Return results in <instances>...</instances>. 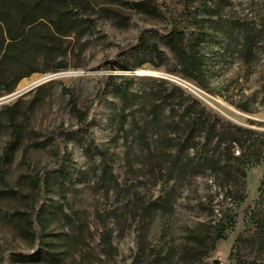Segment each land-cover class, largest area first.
I'll list each match as a JSON object with an SVG mask.
<instances>
[{"label": "rangeland", "instance_id": "rangeland-1", "mask_svg": "<svg viewBox=\"0 0 264 264\" xmlns=\"http://www.w3.org/2000/svg\"><path fill=\"white\" fill-rule=\"evenodd\" d=\"M89 1L83 36H71L62 43L64 55L38 64L48 71L0 92V264H264V160L247 168L240 188H219L205 177L172 188L138 169L136 159L129 167L121 141L113 142L114 89L128 82L132 93L149 83H173L222 118L264 133V54L248 71L236 66L237 86L229 98L244 105L241 97L251 95L243 112L168 73L169 59L139 56L133 48L146 31L150 39L164 36L168 22L188 12L189 0ZM145 2L157 11L135 6ZM222 15L258 28L264 0H229ZM57 62L66 66L60 74L77 75L8 97L23 81L55 74ZM175 78L190 83L192 93ZM7 107L17 110L21 140L4 158L12 132ZM87 146L106 151L104 160L86 153ZM218 226L225 230L209 249Z\"/></svg>", "mask_w": 264, "mask_h": 264}, {"label": "trees", "instance_id": "trees-1", "mask_svg": "<svg viewBox=\"0 0 264 264\" xmlns=\"http://www.w3.org/2000/svg\"><path fill=\"white\" fill-rule=\"evenodd\" d=\"M189 1L185 7L188 12L184 17L179 15L176 23L168 22L164 36L150 39V30L146 31L139 35L134 50L139 56L169 59L172 69L168 73L177 72L209 94L248 112L251 95L241 97L244 105L229 97L237 86L236 66L248 71L264 54V23L250 28L241 26L239 19L227 20L222 11L229 0ZM135 6L157 11L147 2ZM91 7L89 0H0V87L11 92L23 78L48 71L38 70V64L64 55L62 43L71 36L76 40L83 36L82 14ZM56 49L63 52L58 54ZM262 63L264 68V56ZM141 65L142 60L135 67ZM130 86L128 82L114 89L118 104L113 122V142L121 141L129 167L136 159L138 169L172 188L205 177L230 190L242 187L247 168L264 160V133L222 118L178 85L149 83L135 93L130 92ZM5 110L12 129L11 141L3 150L7 158L17 150L21 132L16 125L17 110ZM93 152L104 160L106 151L87 146L86 153ZM166 198L167 192L159 201L165 203ZM259 198L264 200V180ZM224 230L225 226H218L209 249Z\"/></svg>", "mask_w": 264, "mask_h": 264}, {"label": "bare ground", "instance_id": "bare-ground-1", "mask_svg": "<svg viewBox=\"0 0 264 264\" xmlns=\"http://www.w3.org/2000/svg\"><path fill=\"white\" fill-rule=\"evenodd\" d=\"M60 75H58V76L59 77H65V76H69V75H77V73L69 72V73L60 74ZM53 79L54 78L50 79L47 75L46 76H39V75L34 76L28 81H23L20 84V86L18 88V91H16V92L21 93V94L27 93V92L31 91L32 89H35V88L44 86L46 84H49ZM175 80H177L178 83H180L181 86H183L184 88L190 90V92L192 90H194L193 86L190 83L184 82V81L180 80L179 78H175Z\"/></svg>", "mask_w": 264, "mask_h": 264}, {"label": "water", "instance_id": "water-1", "mask_svg": "<svg viewBox=\"0 0 264 264\" xmlns=\"http://www.w3.org/2000/svg\"><path fill=\"white\" fill-rule=\"evenodd\" d=\"M66 68L65 64L62 63V62H57V64L55 65V71H57L55 74H51V75H47L50 79L52 78H56L62 71ZM4 91V88L3 87H0V92H3ZM192 93V92H191ZM194 94V93H193ZM23 94L21 93H18V92H14L12 94H10L8 97H11V98H16V97H19ZM195 95V94H194ZM197 97V96H196ZM198 98V97H197ZM199 99V98H198ZM218 262L217 261H213V264H217Z\"/></svg>", "mask_w": 264, "mask_h": 264}]
</instances>
